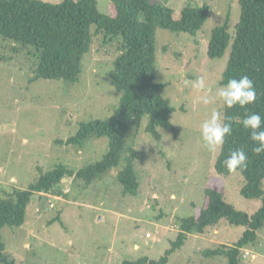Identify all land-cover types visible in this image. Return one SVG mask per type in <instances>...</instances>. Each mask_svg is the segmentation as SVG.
Segmentation results:
<instances>
[{
  "label": "rangeland",
  "instance_id": "obj_1",
  "mask_svg": "<svg viewBox=\"0 0 264 264\" xmlns=\"http://www.w3.org/2000/svg\"><path fill=\"white\" fill-rule=\"evenodd\" d=\"M149 1L171 9L175 19L186 5L209 9L207 21L195 35L160 28L154 32L155 78L165 85L160 95L174 108L175 130L159 129L157 141L145 131L147 116L138 127L128 126L125 145L136 152L134 195L124 194L117 181L122 162L89 186L65 177L49 192L33 195L23 225L3 227L0 232L5 253L16 264L158 261L176 239L180 220L204 205L205 185L216 176L219 151L207 150L200 128L213 111L221 114L223 102L217 93L230 53L228 47L221 58L212 60L207 48L213 30L226 22L228 33L234 34L240 7L238 0ZM109 3L97 0L99 12L109 14ZM90 33L91 50L72 85L35 81L37 60L32 48L0 37V199L13 189H27L38 179L39 170L48 172L63 164L76 171L101 161L107 153L106 137L91 135L82 147L64 143L76 135L80 123L109 118L121 96L110 78L120 45L104 44L94 26ZM201 77L205 90L193 87ZM223 183L228 204L248 215L259 209V199L241 195L244 179L238 171L223 178ZM244 229L221 221L202 235L190 234L166 264H228L223 257L208 258L202 252L233 245ZM241 252L242 264H264V226L255 245Z\"/></svg>",
  "mask_w": 264,
  "mask_h": 264
},
{
  "label": "trees",
  "instance_id": "obj_2",
  "mask_svg": "<svg viewBox=\"0 0 264 264\" xmlns=\"http://www.w3.org/2000/svg\"><path fill=\"white\" fill-rule=\"evenodd\" d=\"M239 22L234 34L227 31V22L213 30L207 48L209 59L221 58L230 48L229 58L219 84L225 85L230 78L243 75L254 81L256 101L245 108L224 104L221 116L233 126L232 135L226 137L214 162L216 176L207 180L205 202L195 208L192 216L182 218L178 234L172 246L158 261H124L122 264H166L169 255L179 250L188 235H202L207 229L225 221L231 226L245 229L233 245H219L206 249L202 255L208 258L223 257L228 264H242V250L254 246L257 232L264 226V155L256 156L250 133L241 121L249 113L264 118V0H238ZM108 14L97 8V0H62L58 4L38 0H0V37L17 45L32 48L37 60L34 80H50L66 85L75 84L82 71V60L91 50V26L97 35H103L104 44L120 45L112 63L110 75L114 89L121 93L113 114L105 120L80 123L76 135L68 138L66 145L82 147L91 136L106 137L108 151L102 160L79 170L59 164L51 171L39 170L38 179L27 189H13L0 199V232L3 227H20L24 223L26 208L33 195L49 192L65 177L81 180L89 186L102 174L122 168L116 178L124 194L134 195L138 182L134 171L136 152L125 145L128 126L138 127L143 117H148L145 131L155 140L161 136L159 129L174 131L171 121L174 108L160 92L165 85L155 78V29L173 33L195 35L207 21V6L186 5L178 19L166 6L149 0H110ZM243 147L248 153L247 168L240 172L244 184L241 195L247 199H259L261 205L252 215L235 209L223 197V178L230 172L223 161L233 150ZM0 264H16L5 253L0 233Z\"/></svg>",
  "mask_w": 264,
  "mask_h": 264
},
{
  "label": "clouds",
  "instance_id": "obj_3",
  "mask_svg": "<svg viewBox=\"0 0 264 264\" xmlns=\"http://www.w3.org/2000/svg\"><path fill=\"white\" fill-rule=\"evenodd\" d=\"M198 90H205L204 79L198 78L194 85ZM210 91V89H208ZM218 98L227 108L239 106L245 108L256 101V88L254 81L247 75L239 79L230 78L217 93ZM205 103L209 100L205 98ZM242 127L250 133V140L256 145L252 152L256 156L264 155V118L258 113L246 111L245 117L241 121ZM233 126L230 122H225L220 112L213 111L210 118L205 120L200 128V135L204 145L209 152H218L222 149L226 137L232 135ZM248 153L243 147L233 150L223 161L224 166L230 173L244 171L248 164Z\"/></svg>",
  "mask_w": 264,
  "mask_h": 264
}]
</instances>
